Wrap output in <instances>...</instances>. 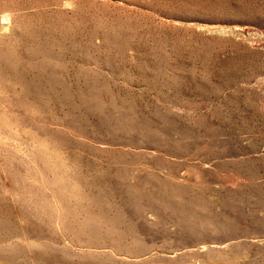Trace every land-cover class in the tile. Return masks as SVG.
Instances as JSON below:
<instances>
[{
	"label": "rangeland",
	"instance_id": "obj_1",
	"mask_svg": "<svg viewBox=\"0 0 264 264\" xmlns=\"http://www.w3.org/2000/svg\"><path fill=\"white\" fill-rule=\"evenodd\" d=\"M0 264H264V0H0Z\"/></svg>",
	"mask_w": 264,
	"mask_h": 264
}]
</instances>
